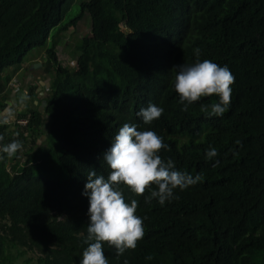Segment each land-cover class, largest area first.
I'll return each mask as SVG.
<instances>
[{"label": "trees", "instance_id": "obj_1", "mask_svg": "<svg viewBox=\"0 0 264 264\" xmlns=\"http://www.w3.org/2000/svg\"><path fill=\"white\" fill-rule=\"evenodd\" d=\"M75 1L0 0V147L23 144L11 159L0 153V264H80L87 175L107 176L104 153L125 123L155 131L168 145L162 158L202 179L163 206L145 203L152 189L139 196L122 185L145 236L120 256L105 244L109 264H264V0H82L65 22ZM86 13L91 30L74 44L76 65L64 66L57 47ZM195 48L235 77L221 117L201 111L216 96L182 111L172 86V68L194 63ZM40 57L51 84L28 97L42 110L11 125V76ZM149 104L164 112L145 125L137 113Z\"/></svg>", "mask_w": 264, "mask_h": 264}, {"label": "clouds", "instance_id": "obj_2", "mask_svg": "<svg viewBox=\"0 0 264 264\" xmlns=\"http://www.w3.org/2000/svg\"><path fill=\"white\" fill-rule=\"evenodd\" d=\"M197 57L192 64H180L172 68L174 79L172 86L179 96V103L188 111V106L199 102L202 98L216 96L219 102L201 105V111L207 117H221L228 111L231 104L232 85L235 77L227 65L220 66L210 59L201 60V50L194 49ZM164 112L162 107L149 104L137 115L145 125H151ZM6 123V121H5ZM138 125L125 123L119 128L112 139L111 147L104 153V161L110 169L107 176L98 175L91 170L85 185L84 195L89 198L87 247L82 253L80 264H109L105 255L104 245L116 249L120 256L126 250H135L138 242L145 236L144 218L136 214L137 200L126 202L121 186H126L133 193L145 196V203L150 204L156 199L161 206L166 201L178 199L174 191H181L200 182L202 176L195 177L176 169L175 162L160 155L168 148L163 137L153 130H138ZM18 135V134H17ZM4 137L0 136V140ZM23 144L18 139L0 147V153L11 159L21 150ZM219 155L215 147L206 151L205 159L214 160ZM4 156L0 155V160ZM215 160L213 167H218ZM155 186V187H153ZM146 259L151 260L149 255Z\"/></svg>", "mask_w": 264, "mask_h": 264}, {"label": "rangeland", "instance_id": "obj_3", "mask_svg": "<svg viewBox=\"0 0 264 264\" xmlns=\"http://www.w3.org/2000/svg\"><path fill=\"white\" fill-rule=\"evenodd\" d=\"M82 0H76L73 7H71L70 12L67 13L65 22L70 20L72 17L76 16L80 12V4ZM92 27V19L88 13L84 15V18L82 21L79 22V24L76 27H73L69 29L66 33H64L63 38L57 47V53L59 57V61L64 66H70L74 67L76 65V61L74 60L71 62V57L73 55V48L74 44L77 42V40H80L84 38L87 34H89ZM50 45V44H48ZM42 54H45V51H42ZM42 58H38V60H35L32 62V65H28V68H25V70H21L18 74V78L16 76L13 78L15 74H13L11 77L12 83L11 87L13 88V95L10 93V99L8 100L9 110L3 115L4 118H8V122L13 125V122H16L17 120V114L21 111L29 110V108H37V106L42 110L40 107V100L39 96L35 99V102H30L28 98V94L30 93V87L34 86L36 84L41 85L43 89L42 92H46L48 87H50L51 79L50 75H48L45 70L43 69V63ZM34 62L41 63L42 65L40 67L34 68ZM29 70V71H28ZM10 71V70H9ZM10 72H7V74H10ZM32 77V78H31ZM21 85V86H20ZM15 86V87H14ZM38 88V91H40L42 88ZM24 94L26 95L25 98ZM42 96V95H41ZM38 102V104H37ZM14 110V111H13ZM16 113V114H15ZM15 114V115H14ZM8 115H10L8 117ZM16 128V127H14Z\"/></svg>", "mask_w": 264, "mask_h": 264}, {"label": "water", "instance_id": "obj_4", "mask_svg": "<svg viewBox=\"0 0 264 264\" xmlns=\"http://www.w3.org/2000/svg\"><path fill=\"white\" fill-rule=\"evenodd\" d=\"M42 64L41 63H36V64H34V68H38V67H40ZM41 85H43V83H41ZM43 93L41 92V95H42ZM46 103L45 102H42V105L44 106Z\"/></svg>", "mask_w": 264, "mask_h": 264}, {"label": "crops", "instance_id": "obj_5", "mask_svg": "<svg viewBox=\"0 0 264 264\" xmlns=\"http://www.w3.org/2000/svg\"><path fill=\"white\" fill-rule=\"evenodd\" d=\"M18 73H19V72H18ZM18 73L15 74V75L13 76V78H14L15 76H16V78H18V75H19ZM31 78H32V77H31ZM13 82H14V81L12 80L11 83H10V85H12ZM20 86H21V85H20ZM14 87H15V86H14ZM25 97H26V95L24 94V97H23V98H25ZM28 98H29V97H28ZM29 100H31V99H29ZM34 102H35V101H34ZM37 104H38V102H37Z\"/></svg>", "mask_w": 264, "mask_h": 264}, {"label": "built area", "instance_id": "obj_6", "mask_svg": "<svg viewBox=\"0 0 264 264\" xmlns=\"http://www.w3.org/2000/svg\"><path fill=\"white\" fill-rule=\"evenodd\" d=\"M8 123H9V122H8ZM18 123L21 124V125H25V124H26V122L23 121V120H19ZM9 124H10V123H9Z\"/></svg>", "mask_w": 264, "mask_h": 264}, {"label": "flooded vegetation", "instance_id": "obj_7", "mask_svg": "<svg viewBox=\"0 0 264 264\" xmlns=\"http://www.w3.org/2000/svg\"><path fill=\"white\" fill-rule=\"evenodd\" d=\"M40 95H41V92H40Z\"/></svg>", "mask_w": 264, "mask_h": 264}]
</instances>
